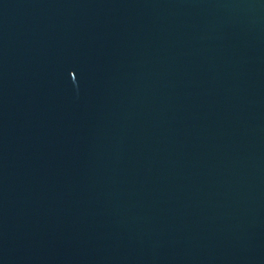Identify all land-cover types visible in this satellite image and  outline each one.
I'll return each instance as SVG.
<instances>
[{
	"label": "water",
	"instance_id": "water-1",
	"mask_svg": "<svg viewBox=\"0 0 264 264\" xmlns=\"http://www.w3.org/2000/svg\"><path fill=\"white\" fill-rule=\"evenodd\" d=\"M0 264H264V0H0Z\"/></svg>",
	"mask_w": 264,
	"mask_h": 264
}]
</instances>
